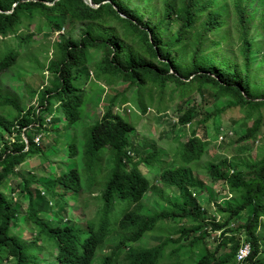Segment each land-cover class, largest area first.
Here are the masks:
<instances>
[{"label":"trees","instance_id":"trees-1","mask_svg":"<svg viewBox=\"0 0 264 264\" xmlns=\"http://www.w3.org/2000/svg\"><path fill=\"white\" fill-rule=\"evenodd\" d=\"M91 3L97 7L0 0V77L43 28L85 25L79 38L59 36L51 45L47 84L26 86L34 105L24 110L0 88V264H264V155L208 164L224 202L202 206L203 184L193 174L207 155L212 118L235 109L252 121L232 144L237 155L251 151L248 141L264 126V76L257 84L253 67L261 45L252 29L264 0ZM116 89L96 118L97 98ZM155 98L160 115L180 102L170 134L158 140L136 129L140 117L130 108L145 116ZM222 99L224 108H205ZM158 230L168 236L145 248ZM242 245L249 254L237 263Z\"/></svg>","mask_w":264,"mask_h":264},{"label":"rangeland","instance_id":"rangeland-1","mask_svg":"<svg viewBox=\"0 0 264 264\" xmlns=\"http://www.w3.org/2000/svg\"><path fill=\"white\" fill-rule=\"evenodd\" d=\"M261 9L262 8H259V10ZM67 28H70V30H68ZM84 28V24H77L73 28H71L67 23V27L66 29H64V31L55 32L53 34H51L47 28H43L41 34H35L34 36V40H36V43L30 48L29 51L21 54V59L18 61V65L13 68L10 72H7L0 77V88H2L3 90H7V92L18 97L24 110L27 107L34 105V100H32V96L28 94L26 86L28 85L33 88H39L42 83L44 85L47 84L45 82L46 79L43 80L41 77L43 75L44 78L45 76L47 78V73L42 68L46 64V58L51 57V45L59 36L72 39L79 38L82 32L84 31ZM31 29H34V26ZM252 29H257V32L254 33V36H256V40L260 38L259 44L261 45V51L259 57H262V59H258V61L255 62L253 66L256 69L259 68L260 73L256 72V83L260 84V80L264 76V16L260 14H257L255 16L252 22ZM120 90L121 89H116L110 94H104L102 97L97 98V101L92 108L93 111L96 112V118H99L102 112L104 111V104H107L109 96L115 94V92H118ZM195 98H197V96H195ZM192 100L189 101V104L192 103ZM155 102H157L156 98L153 100V103L147 100V110L145 116L137 114V107L134 104H132L130 108L132 111L135 112L136 116L140 117V121L137 122L138 124L136 125V129L138 131H142L144 135L146 133H151V139L153 138L155 140H158V138H162V136L166 137V135L170 134L169 129L173 124L172 118L180 102H177L175 100L167 104L166 111L162 115L155 113L157 112V105L155 104ZM225 104V100L222 99L217 101V103L213 102L211 104L206 105L205 108L209 111H212L214 109L224 108ZM132 115H130L131 121H133L135 118L134 115ZM159 116H163V119L159 120ZM242 119L243 116L241 113L238 112V110L228 109L224 111L219 117L212 118L205 125L206 136L210 141L207 155L204 156L199 163L193 166L194 176L199 179L200 182L203 184V192L198 198L202 206L206 205L211 200H215L217 203H220L224 202L225 200H228L229 198L225 194V188L223 187V185L221 183H214V181L211 180L207 170L208 164L215 162L220 158L229 159L228 162L231 166H234L240 162L254 163L259 161L264 155V126H262L259 135L255 139L248 141L247 144L248 147H251V151L239 155L235 153V149L233 150V152L231 151L232 144L239 137H241L243 133H245L248 129L252 127V121H243ZM201 133L199 132L198 134L201 136ZM3 135L4 133L0 132V137H3ZM183 136L187 137L186 135H180V137ZM4 138L8 139L7 136H5ZM66 146L67 145L63 143V147L65 148ZM61 152L65 155L67 153L64 149H62ZM59 155L61 154H57V161L52 162L51 159V161L49 162L50 165H48L49 167L47 171L49 172V174L55 172L56 163H59L58 160H60ZM234 157L237 158L235 161H232ZM28 162V166L30 164H38L37 160H31ZM66 162L69 163L68 161ZM39 179H48V176L44 175L43 173H40ZM154 184L156 183L154 182ZM173 192L174 190L171 191V193ZM170 196L172 197V199H176L175 195L171 194ZM14 197L15 196L11 195L13 201ZM150 206L152 205H150V202H148L147 207ZM214 215L215 212L213 208L211 210H207L206 216L208 218ZM217 219L221 222V219L219 217ZM168 232V230H158L154 234H152V232L151 235H148L145 238L143 245L148 246L160 243V241L164 237L168 236ZM149 247L150 246L145 248ZM49 253L50 251L48 250L46 253L47 257H49Z\"/></svg>","mask_w":264,"mask_h":264},{"label":"built area","instance_id":"built-area-1","mask_svg":"<svg viewBox=\"0 0 264 264\" xmlns=\"http://www.w3.org/2000/svg\"><path fill=\"white\" fill-rule=\"evenodd\" d=\"M249 254V247L247 245H242L236 255L237 263H241Z\"/></svg>","mask_w":264,"mask_h":264},{"label":"water","instance_id":"water-1","mask_svg":"<svg viewBox=\"0 0 264 264\" xmlns=\"http://www.w3.org/2000/svg\"><path fill=\"white\" fill-rule=\"evenodd\" d=\"M88 2V5L92 8H96L97 6L91 3V0H85Z\"/></svg>","mask_w":264,"mask_h":264}]
</instances>
